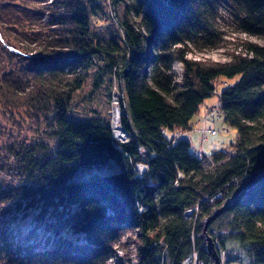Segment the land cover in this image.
Masks as SVG:
<instances>
[{
    "label": "trees",
    "instance_id": "trees-1",
    "mask_svg": "<svg viewBox=\"0 0 264 264\" xmlns=\"http://www.w3.org/2000/svg\"><path fill=\"white\" fill-rule=\"evenodd\" d=\"M111 1L122 9L119 37L91 31L99 0H0V119L11 122L8 132L0 124L10 137L1 149L19 177L0 184V217L11 208L14 220L34 215L30 226L0 230V264H108L129 232V264H184L194 252L210 264L208 217L219 256L231 251L227 264H264V176L241 189L264 173V45L245 40L229 61L195 59L192 47L221 40L219 0ZM227 1L238 30L264 37V0ZM94 65L91 92L121 94L126 142L96 109L89 120L72 117ZM236 76L219 93L234 142L199 157L178 134L219 81ZM25 122L36 138L14 136ZM111 164L119 170L75 178Z\"/></svg>",
    "mask_w": 264,
    "mask_h": 264
},
{
    "label": "rangeland",
    "instance_id": "rangeland-1",
    "mask_svg": "<svg viewBox=\"0 0 264 264\" xmlns=\"http://www.w3.org/2000/svg\"><path fill=\"white\" fill-rule=\"evenodd\" d=\"M18 3L23 2V0H15ZM102 5L103 9L100 10L97 14H95L92 17L90 28L93 33H102L106 35H118L120 36V33L118 29L119 28V16L122 15V9L121 5L117 4L116 6V12L113 7V2L111 0H99ZM217 8H216V15H217V23L220 27V29L223 30L221 40L218 42L217 45L214 47H207L203 49H196L191 48V52L189 53V56L195 59L200 60H215V61H229L232 58V53L242 51V42L245 40H251L255 41L259 44L264 45V37L262 36H253L248 35L236 28V21L235 17L233 16L231 12V6L230 2L227 0H219L217 2ZM1 40V36H0ZM3 45V44H2ZM101 63L100 61L96 62V65H99ZM173 70L176 73L178 79L181 76L182 73V65L175 61L173 63ZM97 68L94 65L90 69V79L88 82L83 86L82 89H80L78 92L75 93L74 99H73V105H74V113L72 114V117L74 120L78 121H85L89 120L90 116L94 115L95 112L93 111L96 109L100 112L101 115L108 118L110 122V126L112 123V101L108 96V91L104 88L100 92L92 93V77L96 73ZM239 79V76H236L234 78H222L217 86L216 93L212 95L211 97H208L205 99L204 103L201 105L199 111L192 117L191 119V129L184 132V137H186L189 142L191 143V151L201 157L203 154H209L211 151H213L216 148L219 149H229L232 142H234L235 136H236V129L232 126H228L223 121V115L221 112L220 106V97L219 93L223 88H225L227 85L234 83ZM115 93L120 92L118 88L114 90ZM92 95L94 96V99L89 102V97ZM215 109L217 111L216 116L211 117L207 121V127L208 128H214L217 130V133L215 135H212L210 133H205L204 136L201 133L202 129V123L198 122L203 119V117L208 113L209 110ZM22 113V111L20 112ZM20 115V114H19ZM17 114V116H19ZM23 115V113H22ZM21 116V115H20ZM4 119V118H3ZM5 120V119H4ZM7 121V120H6ZM3 121L0 119V124H2ZM8 122V123H7ZM5 122L6 125L3 123L2 125L6 126V131L8 132V127L10 121ZM26 128L24 127V130L21 131V134L18 135L16 133V128H13L14 136H18L19 138L27 137H35V134L32 132V130L29 128L28 122L24 123ZM224 129H228L227 131ZM3 131V127L0 125V184L6 185V184H14L15 181L19 180V177L14 174V170L9 167V164L12 163L11 160L3 158L4 151L1 149L2 142L6 143V140H9V134ZM165 135L167 137H172L173 132L171 130H165ZM13 136V137H14ZM12 140V139H11ZM9 163L6 164L3 162ZM3 165V167L1 166ZM141 168V167H139ZM99 171L102 173H109V172H115L119 170V166L117 164H111L107 167H103L101 169H82L78 172L76 175V179H81L85 176H87L92 171ZM264 174V173H263ZM19 182V181H17ZM236 195V193H235ZM234 195V196H235ZM230 201V200H229ZM14 208L10 209V212H8L5 217H0V230L4 227H14V226H20V227H27L31 225V222H29L33 218V214L31 213L30 216H28L26 219H16L13 217ZM21 214V212H19ZM33 223V222H32ZM76 234L72 233L71 231H64L61 233V237L66 238H73L76 239ZM205 238V237H204ZM206 242V239H205ZM121 246L118 247V252L115 257L110 259L108 264H129L128 259H131L133 262L137 261L136 256V246H135V234L134 232L127 233L120 241ZM228 246H232L231 243H227ZM231 251L228 249L225 254H221V263L220 264H227L226 260L230 259L231 257ZM235 264V263H232ZM240 264H249V262L243 257L241 258Z\"/></svg>",
    "mask_w": 264,
    "mask_h": 264
},
{
    "label": "built area",
    "instance_id": "built-area-1",
    "mask_svg": "<svg viewBox=\"0 0 264 264\" xmlns=\"http://www.w3.org/2000/svg\"><path fill=\"white\" fill-rule=\"evenodd\" d=\"M119 93H115L113 94L112 98H111V101H112V106H113V109H112V121H113V114H114V111H118V120H119V125H118V128H119V133L116 134L113 130V127H112V123H111V132H112V137L114 140L118 141V142H126L128 141L129 139V136L126 132V130L124 129V127L121 125V122H120V118H121V114H122V111H121V107H120V98H121V94L118 95ZM217 114V111L215 109H211L208 111V113L203 117L202 120L198 121V122H201L202 123V129H201V133L202 135L204 136L205 133H210L212 135H215L217 133V130L214 129V128H208L207 127V121L211 118V117H214L216 116ZM224 130H228V129H224ZM188 131V130H187ZM186 132V131H185ZM119 135V136H118ZM179 136H182L184 135V132L178 134ZM190 211V210H188ZM192 258H193V263L194 264H203L202 261H198L197 260V255L196 253H192V256L188 257L185 261H184V264H189L192 262Z\"/></svg>",
    "mask_w": 264,
    "mask_h": 264
},
{
    "label": "water",
    "instance_id": "water-1",
    "mask_svg": "<svg viewBox=\"0 0 264 264\" xmlns=\"http://www.w3.org/2000/svg\"><path fill=\"white\" fill-rule=\"evenodd\" d=\"M264 176V174H257L255 175L253 178L249 179L244 186L241 188H245L246 186H248L250 183H252V181L258 177ZM191 210L186 212L187 215H190ZM211 219V217L205 218L202 221V225H203V232L202 234L204 235L205 239H206V243H205V248L207 253L209 254L210 257V264H220V256L218 254V251L215 247V243L213 241L212 236H210L209 234H207L206 229L208 226V222Z\"/></svg>",
    "mask_w": 264,
    "mask_h": 264
},
{
    "label": "bare ground",
    "instance_id": "bare-ground-1",
    "mask_svg": "<svg viewBox=\"0 0 264 264\" xmlns=\"http://www.w3.org/2000/svg\"><path fill=\"white\" fill-rule=\"evenodd\" d=\"M118 111H114V114H113V121H112V127H113V130L116 134L119 133V128H118V125H119V120H118ZM119 136V135H118Z\"/></svg>",
    "mask_w": 264,
    "mask_h": 264
}]
</instances>
